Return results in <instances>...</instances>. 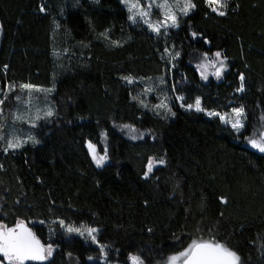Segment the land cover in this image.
Here are the masks:
<instances>
[{"label":"trees","instance_id":"obj_1","mask_svg":"<svg viewBox=\"0 0 264 264\" xmlns=\"http://www.w3.org/2000/svg\"><path fill=\"white\" fill-rule=\"evenodd\" d=\"M195 2L197 9L165 37L130 24L120 0H79L76 7L75 0H0V89L55 83L46 97L57 115L30 129L40 143L0 151V222L12 227L19 219L42 243L54 245L48 260L25 264H102L88 261L100 255L99 248L65 233L59 219L97 228L111 263L128 264L129 253H140L146 264H157L193 239L215 237L237 251L243 264H264V154L248 149L244 140L264 115V0H230L223 17L211 13L204 0ZM105 29L123 46L98 39ZM191 31L210 43L202 36L193 39ZM166 47L181 53L171 71V55L162 56ZM216 51L228 57V69L221 80L204 82L194 64L200 53ZM240 73L246 77L243 93L235 91ZM149 86L156 90L145 95ZM24 93L16 89L0 105L6 128L15 96ZM164 95L176 113L166 119L162 111L150 110ZM178 95L185 105L199 96L204 108L221 113L243 104L246 128L236 133L219 117L186 110ZM133 96L149 107H140ZM116 124L147 133L131 140ZM202 128L208 136L197 141ZM102 132L109 159L97 168L85 141L100 148ZM167 140L182 151L170 149ZM149 157L166 163L144 178ZM104 186L107 221L89 202ZM220 196L228 203L221 204Z\"/></svg>","mask_w":264,"mask_h":264},{"label":"snow or ice","instance_id":"obj_2","mask_svg":"<svg viewBox=\"0 0 264 264\" xmlns=\"http://www.w3.org/2000/svg\"><path fill=\"white\" fill-rule=\"evenodd\" d=\"M98 3L99 0H94ZM120 3L124 5L127 9L128 16L127 20L132 25L140 24L145 26L147 30L157 36L167 34L170 29L179 28L181 24V19L183 17H188L193 13L198 5L195 0H120ZM205 6L210 9L211 13L217 16L223 17L228 15V9L230 7V0H204ZM74 7L79 6V0H75ZM238 7V6H237ZM236 9H233L235 11ZM41 13L46 11V7L42 4L39 8ZM158 12V15L156 13ZM61 14H63V8L61 9ZM155 15V18H154ZM208 15V13H205ZM53 24L55 27L59 28V23L54 19ZM190 35L193 39L198 36H202L201 33L196 31H191ZM98 39L102 38L108 42L110 47H122L123 41L112 40L110 38V30L105 29L104 32L99 33ZM131 37H129L130 39ZM203 42L205 44L210 43L206 36H202ZM88 47L87 44L83 45ZM65 52L68 49H64ZM164 54L171 55V60L168 61L171 64V71L176 67L174 61L181 56L179 51L170 52L166 47L164 49ZM228 57L222 51H216L209 55L208 52H202L199 55L198 63L196 64V70L200 74L202 80H207L209 74L215 76L217 79H221L224 73L228 69L227 64ZM6 71L8 65L3 66ZM209 69H213L209 73ZM55 80V77L53 78ZM122 80L126 81L128 84H133L135 78L131 76H123ZM149 80L151 78H148ZM160 84H164L165 80L163 77L158 78ZM239 85L235 89L237 93H243L246 91V77L244 73H240L238 76ZM19 89L21 92H28V99L22 100L20 95L15 96V100L18 103H23L28 106V110L21 112L19 110L12 112L11 121L13 125L16 122H24L31 126V128H36L38 122L41 120H49L57 115L53 106L47 103L44 107L34 104L32 93L42 92L45 94H50L55 91V83L52 87L42 88L31 83H20L8 84L5 88L0 89V105H3L8 99L9 94L15 92ZM156 89L154 86L146 87L143 91L144 94L154 92ZM173 91H175V85H173ZM133 100H137L140 107L148 108L149 105L139 96H133ZM159 103L152 106L150 110H155L157 115L163 112V118H167L169 115L175 116L176 113L172 111V107L169 105V100L171 97L164 95L163 97H158ZM177 101H183L184 96L178 95L175 97ZM182 108L186 110H195L196 112H203L209 117H219L221 123L230 125L231 129L236 133H241L242 130L246 128L245 121L246 109L243 104L238 107H232L230 113H221L215 110H208L202 106L201 97L197 96L194 103L185 105L181 103ZM6 120L0 110V151L4 153L16 152L23 149L26 144L31 143L33 146L40 143V140L36 135L29 132L27 135L18 134L14 127L6 128ZM260 120L264 122V115L260 117ZM123 128L129 129L135 132L132 125H122ZM106 133H101V138H105ZM136 135H132L131 139H137ZM244 140L247 142L251 148L257 150L260 153H264V123H261L260 130L254 129L252 134L249 136H244ZM85 146L88 150V155H90L92 162L97 168H102L106 161H108V149L105 147L103 154L97 152V146L91 140L85 141ZM166 160L161 157L156 159L154 157H149L148 164L143 173L144 178H148L153 172V168L156 165H164ZM3 166L0 165V168ZM219 201L221 204H227L228 199L225 196H220ZM147 203V201H145ZM223 215V213H221ZM43 224L44 221H40ZM59 226L65 231V233L71 235L73 233L84 237L86 240L90 239L93 244H98L100 250L101 258L106 256L107 245L99 244L97 240L96 233L99 231L95 227H90L81 223L79 226H75L71 223H66L64 219L58 220ZM52 231L51 229L49 230ZM149 232L152 230L149 229ZM264 249V243L260 245ZM54 251V245L52 243H42L38 238L36 233L32 228L28 227L23 221L17 219L14 226L9 227L7 224L0 222V264H25L26 261H46L52 256ZM71 256V253H68ZM89 260L93 257L89 256ZM128 260L130 264H146V258L140 253H129ZM157 264H243L241 256L237 251L233 250L226 242H220L215 237L204 239H193L191 242L183 248L182 251L173 253Z\"/></svg>","mask_w":264,"mask_h":264},{"label":"rangeland","instance_id":"obj_3","mask_svg":"<svg viewBox=\"0 0 264 264\" xmlns=\"http://www.w3.org/2000/svg\"><path fill=\"white\" fill-rule=\"evenodd\" d=\"M123 6H124V5H123ZM124 7H125V6H124ZM125 9H126V7H125ZM126 11H127V9H126ZM127 13H128V12H127ZM156 15H158V12L156 13ZM154 18H155V15H154ZM199 55H200V54H199ZM209 55H211V53H209ZM198 60H199V57H198L196 63L194 64L195 68H196V64L198 63ZM212 71H213V69H209V73H211ZM198 74H199V72H198ZM199 76H200V74H199ZM222 78H223V77H222ZM222 78H221V79H222ZM209 79H213V80H217V81L221 80V79H217L215 76L209 74L208 79H207V80H202V81L206 82V81H208ZM28 95H29L28 92L25 91L24 95L21 96V97H22V100H27V99H28ZM32 97H33V102H34V104H38V106H40V107H44V105H45L46 103H47L48 105L51 106V103L48 102L45 93H42V92H33V93H32ZM194 101H195V99H194ZM157 103H159V101H157V102L154 103L153 105H155V104H157ZM178 103L181 105V101H178ZM193 103H194V102H193ZM17 110H19V111H21V112L27 111V110H28V106H27L26 104H23V103H17V105L15 106L13 112H14V111H17ZM193 110H194V109H193ZM153 111H155V110H153ZM230 111H231V110H230ZM230 111L227 112V113H230ZM222 114H223V113H222ZM262 115H263V114H259V115H258V122H257V124L255 125V127L253 128V130H254V129H256V130H260V125H261V123H264V122H262V121L260 120V117H261ZM206 116H207V115H206ZM207 117H209V116H207ZM223 124H224V123H223ZM122 125H126V124H116L115 127L117 128L118 131H120V132H121L123 135H125V137H127L128 139H131V136H132V135H136V136L138 137L137 139H140V138H142L143 136H145L146 133H147L146 131H144V130H139V129L135 128V127H134L135 132H132V131H130L129 129H125V128H123ZM128 125H129V124H128ZM225 125H226V124H225ZM228 126H230V125H228ZM9 127H14L15 131H16L18 134H20V135H27L29 132H31V131H30L31 126H30L29 124H27V123H24V122H16L14 125H13V123H11V124L9 125ZM253 130H252V132H253ZM31 133H32V132H31ZM32 134H33V133H32ZM251 134H252V133H251ZM195 135H198V137H197V141H199V140H201V139L203 140L205 137L208 136V135H207V132H206V129H204V128L199 129V131H198ZM131 140H136V139H131ZM167 146H168L170 149H172V150H175V151H182V150H181V147L179 146V144H177V143L174 144V143H172L170 140H167ZM245 146H246L248 149H251V150H253V151L258 152L257 150L251 148V146L248 145L247 142H245ZM105 147H106V138H103V139L101 138V141H100V148L97 147V152H99L100 154H103ZM258 153H260V152H258ZM262 154H264V153H262ZM106 162H107V161H106ZM94 165H95V164H94ZM156 166H157V165H156ZM42 168H46V167H45V166H42ZM105 187H106V186H104V187L101 189L100 193H99L97 196L91 198V199L89 200V202L91 203V210L94 212V214H98V215H100L102 220L107 221V215H106V201H105V198H104V194H105V192H106L107 189H106ZM74 234H75V233H74ZM76 235H77V234H76ZM78 236H79V235H78ZM81 238H82L84 241H86L87 243H90V244L96 246L97 248H99L98 244H93V243L91 242L90 239L86 240L84 237H81ZM98 242H99V241H98ZM99 244H100V243H99ZM91 257H93L92 260H89V259H88V261H90V262H93V261H99V262H101L102 264H117V263H111V262H109V261L106 259V256L103 257V258H101L100 255H99L98 257H95V256H91ZM128 264H130V262H128Z\"/></svg>","mask_w":264,"mask_h":264},{"label":"flooded vegetation","instance_id":"obj_4","mask_svg":"<svg viewBox=\"0 0 264 264\" xmlns=\"http://www.w3.org/2000/svg\"><path fill=\"white\" fill-rule=\"evenodd\" d=\"M28 262H30V261H26L25 263H28Z\"/></svg>","mask_w":264,"mask_h":264}]
</instances>
